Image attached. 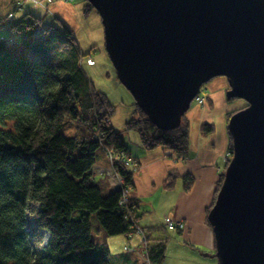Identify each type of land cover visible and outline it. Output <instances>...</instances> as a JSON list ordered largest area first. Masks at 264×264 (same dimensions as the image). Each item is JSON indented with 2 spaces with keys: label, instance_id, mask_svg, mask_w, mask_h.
<instances>
[{
  "label": "trees",
  "instance_id": "16d2710c",
  "mask_svg": "<svg viewBox=\"0 0 264 264\" xmlns=\"http://www.w3.org/2000/svg\"><path fill=\"white\" fill-rule=\"evenodd\" d=\"M86 1L88 16L96 9ZM21 4L0 12V23L6 22L10 32L0 33V264H140L128 250L113 253L106 242L94 240L93 215L107 236L137 232L141 201L129 196L123 205L122 189L105 194L91 169L101 150L129 155L125 134L130 130L139 132L147 150L186 155L188 112L179 126L163 130L135 103L137 115L123 129L115 128L110 122L115 106L86 76V54L74 32L65 25L45 26L32 12L17 17ZM67 117L80 119L87 132L65 136L61 127ZM232 147L231 138L230 153ZM229 160L230 155L207 214ZM114 168L124 188L132 189L135 171L120 161ZM178 176L171 172L165 187L172 188ZM192 182V177L184 178L186 190ZM161 229L165 227L142 229L146 243L139 258L147 251L152 264L163 263L166 239L152 237Z\"/></svg>",
  "mask_w": 264,
  "mask_h": 264
},
{
  "label": "water",
  "instance_id": "95a60500",
  "mask_svg": "<svg viewBox=\"0 0 264 264\" xmlns=\"http://www.w3.org/2000/svg\"><path fill=\"white\" fill-rule=\"evenodd\" d=\"M119 80L160 129L176 128L202 87L229 82L247 104L208 221L219 264H264V0H88Z\"/></svg>",
  "mask_w": 264,
  "mask_h": 264
},
{
  "label": "crops",
  "instance_id": "0c3cea01",
  "mask_svg": "<svg viewBox=\"0 0 264 264\" xmlns=\"http://www.w3.org/2000/svg\"><path fill=\"white\" fill-rule=\"evenodd\" d=\"M18 1L0 0V11L2 8L5 12L12 11ZM21 1L17 17L32 12L42 19L43 25H65L74 34L82 25L84 0ZM6 24L0 23V33H10ZM88 63L93 65L95 60ZM228 89L226 77H216L204 86V105L195 102L194 108L188 111L189 148L184 156L163 148L147 150L142 146L139 134L135 133V137L129 132L125 134L128 154L139 164L137 170H134V187L129 190V196H135L141 201L138 224L144 232L146 227H165V235L161 236L157 231L152 233V237L166 239L165 258L172 257L171 263L164 260L162 264H174L175 261H178L176 264H219L214 256L216 240L208 221L207 207L214 198L217 183L230 155L228 114L240 103H232L227 97ZM205 124L212 129L205 131ZM131 142L132 147L128 144ZM107 170L116 171L111 167L106 152L101 150L91 172L103 192L110 194L120 189V185L107 175ZM171 172H177L179 176L175 185L167 188L165 181ZM187 176L193 178L190 190L185 189L184 178ZM168 218L182 221L184 227L170 230L166 226ZM143 237V232H135L130 237L107 236L103 230L99 232V241L106 242L113 253L126 252L127 246L132 247L133 250L128 251L138 258L139 263L141 260L138 252L143 250Z\"/></svg>",
  "mask_w": 264,
  "mask_h": 264
},
{
  "label": "rangeland",
  "instance_id": "374dc122",
  "mask_svg": "<svg viewBox=\"0 0 264 264\" xmlns=\"http://www.w3.org/2000/svg\"><path fill=\"white\" fill-rule=\"evenodd\" d=\"M84 1V3L86 4L87 1ZM84 5L81 10V12L83 13L81 18L82 25L79 30L75 32L77 40L83 52L86 54L83 57L82 62L83 70L95 89L105 92L112 104L115 106V111L110 118V122L112 123V125L117 129H123L125 127L126 121L137 115L135 98L117 76L116 69L110 59L106 48L104 25L100 14L96 10H92L93 12L91 13V15L89 14L88 16H86L84 12ZM0 12H3V10H1ZM92 60H95V63L93 65L88 63H92ZM231 101L232 103L235 101H240L235 110L242 109L247 104L244 100L237 98H233L231 99ZM195 102L196 101H193L191 109L194 108ZM61 132L67 137H72L75 135H82L86 133L87 130L80 119L67 117V119L63 123V126L61 127ZM128 132L131 133L132 137H135V133L139 134V132L135 130H130ZM128 144L131 147L133 146L132 142ZM106 155L111 163V167H114V164L112 162H115L117 160L113 159L110 151L106 152ZM113 171L107 170V175L110 178L114 179V181L120 185V179ZM91 222L93 226L92 236L95 241H99V230L103 229V227L96 215L92 216ZM157 232H159L157 234H160L161 236L162 234L165 235V232L162 229L157 230ZM42 234L44 235V239L46 241L48 239V233L43 231ZM164 260H166V262L168 263H171L172 257L168 256L164 258ZM177 262L178 261H175L174 264H176ZM140 264L143 263L140 262Z\"/></svg>",
  "mask_w": 264,
  "mask_h": 264
},
{
  "label": "built area",
  "instance_id": "2783aa9c",
  "mask_svg": "<svg viewBox=\"0 0 264 264\" xmlns=\"http://www.w3.org/2000/svg\"><path fill=\"white\" fill-rule=\"evenodd\" d=\"M20 4V3H19ZM1 38H4V36H0ZM199 105H204L205 103V97L203 96V92L201 91L199 93V95H197V97L195 98V100ZM111 156L113 157V159L123 162L125 165H127L128 167L132 168L133 170H137L138 168V163L133 159L132 156L126 155V154H120V155H115L114 153L110 152ZM113 164L115 163L114 161L112 162ZM117 174L118 178L120 179V189H122L123 191V200L121 201L123 203V205H125L127 203L128 200V193H129V189H125L124 188V179L123 177L117 172V171H113ZM166 225L168 228L170 229H181L184 227V223L182 221H174L171 218L166 219ZM137 232L141 233L143 232L141 228H137ZM143 243H146V239L145 236L143 237ZM126 250H133L132 247L127 246ZM140 258L142 260V262L144 264H152L151 263V259L149 257V254L147 251L141 252L140 253Z\"/></svg>",
  "mask_w": 264,
  "mask_h": 264
}]
</instances>
